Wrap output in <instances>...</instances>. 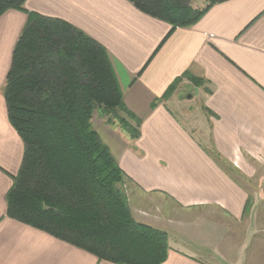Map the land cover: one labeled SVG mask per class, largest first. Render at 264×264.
Here are the masks:
<instances>
[{"label": "crops", "instance_id": "crops-1", "mask_svg": "<svg viewBox=\"0 0 264 264\" xmlns=\"http://www.w3.org/2000/svg\"><path fill=\"white\" fill-rule=\"evenodd\" d=\"M25 8L109 52L140 136L100 117L93 125L132 180L134 218L169 235L163 264H264V0L215 4L170 35L168 23L128 0H27ZM26 20L19 11L0 17V264H113L8 217L25 145L3 89ZM162 201L174 215L161 213Z\"/></svg>", "mask_w": 264, "mask_h": 264}, {"label": "trees", "instance_id": "trees-1", "mask_svg": "<svg viewBox=\"0 0 264 264\" xmlns=\"http://www.w3.org/2000/svg\"><path fill=\"white\" fill-rule=\"evenodd\" d=\"M26 1L0 0V17L9 11L27 15L3 89L10 124L25 145L7 194L8 217L100 261L163 264L169 235L134 218L127 192L132 180L93 125L97 113L131 139L140 136L142 122L124 103L109 52L72 24L28 11ZM128 1L168 23L170 35L195 26L226 0H207L202 8L199 0Z\"/></svg>", "mask_w": 264, "mask_h": 264}, {"label": "rangeland", "instance_id": "rangeland-1", "mask_svg": "<svg viewBox=\"0 0 264 264\" xmlns=\"http://www.w3.org/2000/svg\"><path fill=\"white\" fill-rule=\"evenodd\" d=\"M206 2H204V1H200V6L201 7H203V5L205 6V4L207 3V0H205ZM190 95V94H189ZM99 115L96 113L95 114V117H94V122L95 123H99V121H100V119H99ZM101 118V117H100ZM116 126L118 127V126H120L118 123L116 124ZM94 127H95V125H94ZM132 204V203H131ZM162 204H163V210L161 211V204H159V206H157L156 205V207H154V209H155V211H158L159 213H160V211H161V213L162 214H166V216H170V215H174V211H170L169 210V208H168V206H167V202H164V201H162ZM133 205H135V203H133ZM161 215V214H160Z\"/></svg>", "mask_w": 264, "mask_h": 264}]
</instances>
